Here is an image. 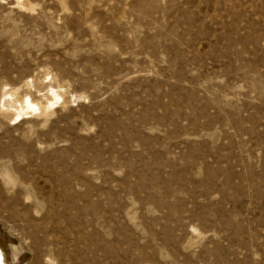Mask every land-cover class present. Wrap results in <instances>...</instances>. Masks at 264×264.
Returning <instances> with one entry per match:
<instances>
[{"label":"rangeland","instance_id":"374dc122","mask_svg":"<svg viewBox=\"0 0 264 264\" xmlns=\"http://www.w3.org/2000/svg\"><path fill=\"white\" fill-rule=\"evenodd\" d=\"M0 249L264 264V0H0Z\"/></svg>","mask_w":264,"mask_h":264},{"label":"flooded vegetation","instance_id":"af4514ba","mask_svg":"<svg viewBox=\"0 0 264 264\" xmlns=\"http://www.w3.org/2000/svg\"><path fill=\"white\" fill-rule=\"evenodd\" d=\"M0 264H5V261L3 260V257H2L1 249H0Z\"/></svg>","mask_w":264,"mask_h":264},{"label":"bare ground","instance_id":"6f19581e","mask_svg":"<svg viewBox=\"0 0 264 264\" xmlns=\"http://www.w3.org/2000/svg\"><path fill=\"white\" fill-rule=\"evenodd\" d=\"M23 104H24V103H23ZM23 104H22V105H23Z\"/></svg>","mask_w":264,"mask_h":264}]
</instances>
